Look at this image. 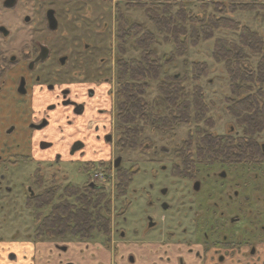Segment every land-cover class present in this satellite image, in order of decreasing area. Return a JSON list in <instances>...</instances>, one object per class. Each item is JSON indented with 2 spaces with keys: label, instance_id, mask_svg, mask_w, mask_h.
<instances>
[{
  "label": "flooded vegetation",
  "instance_id": "af4514ba",
  "mask_svg": "<svg viewBox=\"0 0 264 264\" xmlns=\"http://www.w3.org/2000/svg\"><path fill=\"white\" fill-rule=\"evenodd\" d=\"M95 2L100 3V12ZM67 3H80L84 14ZM112 5L110 0H0V264H258V231L264 232V225H257L258 187L254 186L253 196L238 189L231 192L240 182L232 185L227 169L176 175V158L168 166L160 159L150 160L160 171H169L173 180L167 186L158 180L157 166H151L152 181L133 200L128 195L130 184L117 216H125L141 197V222L131 225L141 227L129 228L126 223L118 228L115 220L111 233L102 236L106 246L99 252H93L97 236L40 237L37 226L33 229L34 215L52 211L53 203L42 205L50 192L56 203L68 185H79L63 182L60 170L53 169L63 160L56 154L62 139L59 127H73L71 142L67 141L70 156L64 162H75L77 153L84 156L81 151L90 146L116 148L118 53L112 39L107 46L93 32L99 17L110 20ZM85 21L94 26H83ZM85 40L98 48L88 41L83 44ZM81 122L86 126L84 135L76 127ZM118 159L121 162L122 157L112 160L110 153L106 166L113 191L115 171L121 166H116ZM91 162L98 164L88 159L83 168ZM217 163L221 162L208 166ZM221 164L228 169L236 166ZM131 167L137 170L135 175L140 171L135 165L127 168ZM93 172H88L89 179L96 187ZM212 185L217 191L210 190ZM77 240L89 242L86 254Z\"/></svg>",
  "mask_w": 264,
  "mask_h": 264
},
{
  "label": "trees",
  "instance_id": "16d2710c",
  "mask_svg": "<svg viewBox=\"0 0 264 264\" xmlns=\"http://www.w3.org/2000/svg\"><path fill=\"white\" fill-rule=\"evenodd\" d=\"M120 1L129 8L131 5L145 8V14L155 27V31L135 23L127 15ZM178 0H117L116 4V61L115 106L118 140L116 149L120 152L130 149L149 150L154 147L150 139H142L147 127L162 133L174 132L181 125L196 124L188 138L174 152L178 163L173 173L185 175L198 172L200 164L216 162L226 165L257 164L264 161V144L256 135L264 131V35L249 25H241L226 16L237 10L247 12L264 11V3L212 1L218 14L204 15L202 18L189 14L185 7L174 11ZM112 3V0H110ZM149 3V5H148ZM227 29L239 34L238 41L217 37L212 56L216 62H224L230 76L232 96L228 98V112L243 127V135L217 134L202 128L200 123L214 126L208 117L205 91L201 85L184 86L185 77L166 74L161 76L163 60L158 56L157 33L164 41L171 42L175 50L166 58L174 60L186 54L189 47L207 41L215 30ZM136 38L142 48L141 59L125 60L127 44ZM259 55L256 67L251 66L250 56ZM210 66L205 61H194L191 67L193 80L207 76ZM150 81H158V98L154 103L146 100ZM194 146V153L192 148ZM101 163V162H100ZM102 165L104 163H101ZM98 165L91 164L85 169L93 172ZM122 165L115 171V197L126 195L137 170ZM109 172L110 169H104ZM111 192L103 186L90 184V179L82 185H68L65 194L55 203L54 193L45 200L53 203L48 214L35 215L36 234L40 237L69 235L81 239L94 238L100 234L107 236L112 229ZM122 211L120 209L118 214Z\"/></svg>",
  "mask_w": 264,
  "mask_h": 264
},
{
  "label": "rangeland",
  "instance_id": "374dc122",
  "mask_svg": "<svg viewBox=\"0 0 264 264\" xmlns=\"http://www.w3.org/2000/svg\"><path fill=\"white\" fill-rule=\"evenodd\" d=\"M117 0H112V14L110 17L111 23V29L109 31V22L110 20L106 17H103L100 19L98 18L96 25L94 26L93 21H85L86 23L83 24V26H94L93 32H96L100 34L101 38L104 39L106 42V45L108 46V42L110 39H112V43L116 45L115 40V25H116V2ZM150 1V0H149ZM164 1V0H162ZM213 0H178L176 4H174V11L179 10L181 7H185L187 12L189 14L196 15L200 18H202L204 15L208 14H216L220 15L216 12L215 7L211 4ZM217 1V0H215ZM221 1V0H218ZM230 2H260L264 3V0H227ZM142 2H148V0H142ZM96 7L97 12H100L101 6L99 2L93 3ZM66 5L71 6V10H74L79 13H83V8L80 5V3H67ZM120 5L122 6L124 12L129 15V17L133 20L135 23L143 24L144 28L155 31V27L149 21L148 17L145 14V8H140L137 6L131 5L129 8H126L124 6V2L120 1ZM149 5V3H148ZM84 14V13H83ZM226 16L231 17L238 21L241 25H249L253 30H256L260 32L262 35H264V11H255V12H245L237 10L233 13H228ZM107 28V29H106ZM156 32V31H155ZM109 35V36H108ZM239 34L237 32L227 30V29H218L215 30L214 35L211 39L207 41H201L198 45L189 47L186 54L182 56L176 57L174 60H167L168 56L172 54V52L175 50L174 45L171 42H166L163 39V36L157 33L158 42L156 44V50L158 56L163 60V67H162V73L161 76H165L166 74L169 75H176L179 74L182 77H185L189 74L188 80L184 81V86H194L196 84L201 85L204 88L205 91V102L208 106V117L212 118L214 120V126L209 127L205 123H200L203 129L210 130L212 132H215L217 134H231L234 136H242L243 135V127H240L237 124L236 118L231 115L228 112V106L230 105L228 103V98L232 96L231 92V84L232 81L230 80V76L226 71L224 62H216L212 56V52L214 49V42L217 37L219 38H226L231 41H238ZM94 44L95 46L98 45L93 42L92 40H85L83 41V44ZM99 50L97 51V53ZM115 53V51H114ZM102 54V53H98ZM142 54V48L139 47L137 44L136 38H133L130 40V42L127 44V52L124 54L125 60H132V59H141ZM260 58L259 55H251L250 61L251 66L256 67L257 61ZM194 61H205L210 66V72L207 76L201 77L198 81H195L192 79L191 74V67L192 63ZM115 67V66H114ZM114 70V69H113ZM158 81H150V85L147 88V93L145 95L146 100L149 103H154L158 98V91H157V84ZM109 87V86H108ZM107 87V88H108ZM114 86L112 85V88ZM112 96V95H111ZM114 99L111 97V103L113 104ZM111 104V107L113 105ZM66 126L59 127V132L57 131L58 138H62L59 140L60 147L58 146L57 153H60L62 156V159L64 160L67 156H70V146L69 143L70 138L69 134L71 133L73 127H69L67 124ZM196 124L192 125H181L178 126L174 132H167L162 133L160 131L152 130L150 127H147L145 130V133L143 135L142 139H150L153 144L156 146V149H149V150H142V149H130L120 152L116 148H112V150L105 146L104 150H102L98 145L90 146L88 149H84V151H81L84 154L82 156V153H77L75 156L77 160L72 163H67L62 160V162L58 161L57 165L53 169H59L60 172L58 173L59 177L63 182L67 180H71L76 184L82 185L86 183L89 179V173L83 168V165L85 162L90 159L94 162H97L98 166L95 170H103L106 169V166H110L109 156L110 153H112V160L116 159L118 156H121V162L120 165L123 167H130L132 165L138 166L140 171L135 175L134 181L132 185L129 188L128 195L133 200L135 196L139 195L142 192L143 186L147 183V181H152L153 175L150 172V168L156 167L157 171L159 172V181L162 180V185L164 183V186L170 184H166V182H169V180H173L171 177L169 171L161 170L159 169V165H151L150 160L160 159V164L170 165V163L176 158L174 156V152L182 145L183 141L188 138V134L190 131H195ZM76 127L80 130V134L84 135L86 133L85 127L83 123L77 124ZM117 134V133H116ZM65 137V138H64ZM256 138L261 144H264V131L260 132L256 135ZM67 141H70L69 143ZM67 142V144L65 143ZM65 143V144H64ZM192 152L194 153V146L192 148ZM55 154V156H56ZM103 157V158H102ZM105 157V159H104ZM178 159V158H176ZM106 163L101 164L100 162ZM221 163H217L213 167H209L205 164L199 165V171L200 176L206 175L208 172H220L222 169H227L230 172V176L228 177L229 182L232 185H235V182H240L239 187H232L230 191L232 192L234 189L240 190L242 193H245L246 195H252L255 191L254 186L258 187V193L260 198V203H258L257 208V214H258V220L257 225L260 227L261 224L264 225V206L262 205V200L264 198V161L257 164L247 165V164H239L236 166H232L230 169H228V166L223 168ZM145 169L148 170L147 173H145ZM168 180V181H167ZM227 183V181H226ZM102 184V183H101ZM113 183H106L104 185V188L111 192V210H112V224L115 222L118 223V228L124 227V224H129V228H138L141 226H131L134 225V223H140L141 222V216L142 213V198L135 199L132 206L129 207L127 213L125 216H117V213L120 209H122V204H124L125 200L124 198H116L114 196L113 191ZM214 192L217 191L216 186L212 185L211 189ZM229 189H225V193ZM133 196V197H131ZM34 217V223H33V229L34 226H37L35 222V215ZM117 218V219H115ZM125 218L127 221L125 222ZM143 227V226H142ZM124 231V230H123ZM260 231V229H259ZM258 231V234L260 238H258L257 243V260L258 264H264V232L261 233ZM154 235V234H153ZM97 238L92 241V244H94L97 249L93 252H99L101 248H105L106 243L101 239L102 235L98 234L96 235ZM129 237V236H128ZM138 237V236H134ZM81 243L80 250L86 254L85 252H88L87 245L89 242L85 243L84 241L77 240ZM83 245V246H82ZM85 245V247H84ZM78 255V254H77ZM83 256V255H81ZM73 258L78 261L73 254ZM79 262V261H78ZM99 262L102 263V261L99 260Z\"/></svg>",
  "mask_w": 264,
  "mask_h": 264
},
{
  "label": "built area",
  "instance_id": "2783aa9c",
  "mask_svg": "<svg viewBox=\"0 0 264 264\" xmlns=\"http://www.w3.org/2000/svg\"><path fill=\"white\" fill-rule=\"evenodd\" d=\"M91 179L99 185H105L106 183H108L110 176L108 174H106V172L103 170H95L91 174Z\"/></svg>",
  "mask_w": 264,
  "mask_h": 264
},
{
  "label": "water",
  "instance_id": "95a60500",
  "mask_svg": "<svg viewBox=\"0 0 264 264\" xmlns=\"http://www.w3.org/2000/svg\"><path fill=\"white\" fill-rule=\"evenodd\" d=\"M119 163H120V159H118V160H117V164H116V166H118V165H119Z\"/></svg>",
  "mask_w": 264,
  "mask_h": 264
}]
</instances>
